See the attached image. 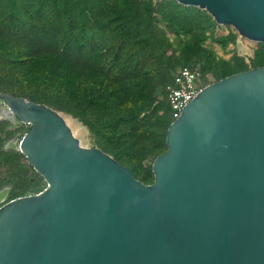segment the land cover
Wrapping results in <instances>:
<instances>
[{
    "label": "water",
    "instance_id": "water-1",
    "mask_svg": "<svg viewBox=\"0 0 264 264\" xmlns=\"http://www.w3.org/2000/svg\"><path fill=\"white\" fill-rule=\"evenodd\" d=\"M174 1L264 43V0ZM0 100L27 124L4 147L44 180L0 202V264H264V64L185 102L149 182L80 144L57 109L4 90Z\"/></svg>",
    "mask_w": 264,
    "mask_h": 264
},
{
    "label": "trees",
    "instance_id": "trees-1",
    "mask_svg": "<svg viewBox=\"0 0 264 264\" xmlns=\"http://www.w3.org/2000/svg\"><path fill=\"white\" fill-rule=\"evenodd\" d=\"M214 24L204 10L174 0H0V92L70 113L97 146L133 173L128 156L136 140L154 139L161 126L160 116L148 107L164 72L161 66L153 68L150 57L161 63L160 56L173 43L168 55L181 56L182 47L197 44V35ZM261 64L264 59L258 58L251 66ZM244 68L240 61L228 73ZM213 72L216 78L228 74ZM12 77L25 82V88L3 85ZM167 124L157 153L165 147ZM112 130H119L113 137L124 145H110ZM1 143L0 154L9 155L8 168L27 179L30 165L24 156L13 148L2 149ZM157 147L158 140L148 152Z\"/></svg>",
    "mask_w": 264,
    "mask_h": 264
},
{
    "label": "rangeland",
    "instance_id": "rangeland-1",
    "mask_svg": "<svg viewBox=\"0 0 264 264\" xmlns=\"http://www.w3.org/2000/svg\"><path fill=\"white\" fill-rule=\"evenodd\" d=\"M198 25H202V22H198ZM197 37L200 38L197 44L182 47L184 52L179 57L168 55L169 52L173 51L175 48L173 45L174 43L168 48L170 50L169 52L167 49L166 53L160 56V58H162L160 60L162 61L161 63L158 57L156 59L150 57V60L154 62L153 68L161 66L164 72L162 80L152 89L151 96L153 99L150 101L148 107V110H153L157 116H160L161 126L156 128L158 136L156 135L154 139H137L132 154L128 156V158L134 162L133 175L142 182H149L152 179L150 162L153 154L157 153L162 148L161 133L163 132L165 124L170 121L168 120L163 105L165 104V85L169 82L172 72L180 66L193 68L198 72V83L203 86L216 78L213 72L214 69H217L218 73H228L237 69L238 62L240 61L244 63L245 67H250L256 59H264V43L254 42L239 36L232 26L227 24L215 23L211 28H206L203 33L198 34ZM186 38L187 35L183 37V40ZM177 51L178 50L175 49L174 54H176ZM231 56H236L237 59H232ZM108 81L112 82L111 80ZM3 85L12 86L20 90L25 88V82L21 83V81H17L13 77L8 78ZM23 97L26 98V96ZM3 106L4 104L0 100V111ZM55 109L66 117L70 129L74 132L73 134L78 138L80 144L85 146L96 145L91 133L76 117L60 108ZM26 128V123L18 121L9 115L6 117L0 115V143L2 142V149L11 148L4 147V144L8 140H12L13 143L16 144ZM118 131L119 130L110 131L112 136L109 135L107 137L110 145H124L122 140L113 137L117 135ZM125 136V138H128L126 141L130 139L128 135ZM157 140L160 147L154 148L151 152H148L149 147ZM7 156H9L8 152L0 154V189H6L0 202L16 195L25 194L32 187L44 185L42 177L35 172L31 166L25 172V175H29L27 179L24 178L23 174L20 176L13 174L14 170L8 168V163H5L6 160H8ZM21 157H23L22 154ZM21 160L23 159L21 158ZM17 173H19V171H17Z\"/></svg>",
    "mask_w": 264,
    "mask_h": 264
},
{
    "label": "built area",
    "instance_id": "built-area-1",
    "mask_svg": "<svg viewBox=\"0 0 264 264\" xmlns=\"http://www.w3.org/2000/svg\"><path fill=\"white\" fill-rule=\"evenodd\" d=\"M201 87L198 72L188 66L177 67L165 85V105L169 120L178 116L182 106Z\"/></svg>",
    "mask_w": 264,
    "mask_h": 264
},
{
    "label": "bare ground",
    "instance_id": "bare-ground-1",
    "mask_svg": "<svg viewBox=\"0 0 264 264\" xmlns=\"http://www.w3.org/2000/svg\"><path fill=\"white\" fill-rule=\"evenodd\" d=\"M0 115L1 116H8V111H7V109L5 108V107H3L2 109H1V111H0ZM65 118V121L68 123V121H67V119H66V117H64ZM69 124V123H68ZM73 132V131H72ZM74 133V132H73ZM3 195L4 194H2V196H0V200L3 198Z\"/></svg>",
    "mask_w": 264,
    "mask_h": 264
},
{
    "label": "flooded vegetation",
    "instance_id": "flooded-vegetation-1",
    "mask_svg": "<svg viewBox=\"0 0 264 264\" xmlns=\"http://www.w3.org/2000/svg\"><path fill=\"white\" fill-rule=\"evenodd\" d=\"M6 117V116H5Z\"/></svg>",
    "mask_w": 264,
    "mask_h": 264
}]
</instances>
